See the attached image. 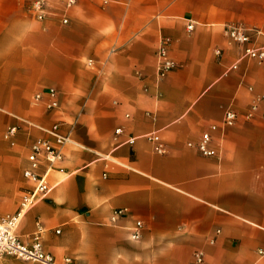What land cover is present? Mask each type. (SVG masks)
<instances>
[{
  "label": "crops",
  "instance_id": "obj_1",
  "mask_svg": "<svg viewBox=\"0 0 264 264\" xmlns=\"http://www.w3.org/2000/svg\"><path fill=\"white\" fill-rule=\"evenodd\" d=\"M33 1L0 0V214L31 186V143L52 139L55 122L68 140L19 239L41 227L58 264H189L196 251L198 264H264V60L242 57L223 31L243 24L264 46V0H42L43 19ZM162 36L176 67L159 78ZM227 108L239 116L223 127ZM203 131L214 156L188 146ZM153 132L165 152L153 150Z\"/></svg>",
  "mask_w": 264,
  "mask_h": 264
},
{
  "label": "built area",
  "instance_id": "obj_2",
  "mask_svg": "<svg viewBox=\"0 0 264 264\" xmlns=\"http://www.w3.org/2000/svg\"><path fill=\"white\" fill-rule=\"evenodd\" d=\"M75 0H67L66 5L70 6ZM32 9L36 12L37 18L43 19L45 13L43 10V1L34 0L31 3ZM64 18L62 22H66ZM192 24L189 23L187 28L190 29ZM223 31L226 37L241 49V56L246 58L264 60V46L254 44L252 41V33L256 32L253 29H249L247 26L240 23H226L223 26ZM170 44V38L168 36H162L159 40L156 48L157 57V75L159 78L164 77L170 70L176 67V62L170 58L168 53V47ZM214 54L220 56L221 50L218 48L214 49ZM236 64L232 65L236 68ZM49 100L46 103V107L49 110L55 109L58 105L56 99V91L51 88L47 91ZM41 97L40 93H36L34 96L35 100ZM264 99V96L261 97ZM257 110V104H250L245 112V117L252 119ZM239 113L232 108H227L224 111L221 124L223 127L232 126ZM264 117V114H262ZM60 123L55 122L48 128V133L52 139L39 138L33 141L29 148L28 161L29 167L23 172L31 182V186L27 188L21 195L17 209L13 213L0 214V258L11 255L24 260L29 261H40L45 264H58L50 253L44 251L41 242L42 228L39 227L32 235V241L29 244L23 243L16 234V228L22 218V216L32 208L40 199L46 196L50 191V185L47 182L46 174L48 170L63 156V146L68 140V135L60 131ZM211 128H215L212 125ZM16 131V127H10L6 131V136L12 135ZM120 129L117 128L116 132ZM146 138L152 142L153 150L158 153L165 152V147L161 141V138L157 133H149ZM188 146L196 148V150L203 156H214L217 154L215 148L211 146V135L209 131H203L200 138L195 142H188ZM46 163L45 170L41 173L37 169L42 162ZM125 209H115L112 216L121 215ZM142 222L137 220L135 222L134 232L132 233L133 238L140 236V228ZM58 230H56L57 232ZM202 254L198 251L194 253V261L189 264H198L202 262ZM64 264H81L79 261H73L69 257L64 258Z\"/></svg>",
  "mask_w": 264,
  "mask_h": 264
}]
</instances>
